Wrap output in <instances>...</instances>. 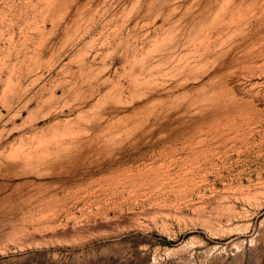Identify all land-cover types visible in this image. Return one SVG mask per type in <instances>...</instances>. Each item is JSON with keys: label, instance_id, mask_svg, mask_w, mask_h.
<instances>
[{"label": "rangeland", "instance_id": "rangeland-1", "mask_svg": "<svg viewBox=\"0 0 264 264\" xmlns=\"http://www.w3.org/2000/svg\"><path fill=\"white\" fill-rule=\"evenodd\" d=\"M0 264H264V0H0Z\"/></svg>", "mask_w": 264, "mask_h": 264}, {"label": "bare ground", "instance_id": "bare-ground-1", "mask_svg": "<svg viewBox=\"0 0 264 264\" xmlns=\"http://www.w3.org/2000/svg\"><path fill=\"white\" fill-rule=\"evenodd\" d=\"M5 2H7V1H5ZM6 4V3H5ZM9 82V81H8Z\"/></svg>", "mask_w": 264, "mask_h": 264}]
</instances>
